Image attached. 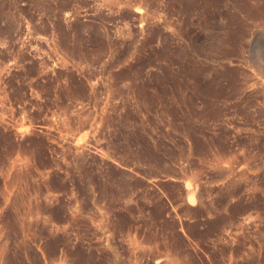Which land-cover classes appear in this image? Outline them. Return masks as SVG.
<instances>
[{"label":"rangeland","instance_id":"1","mask_svg":"<svg viewBox=\"0 0 264 264\" xmlns=\"http://www.w3.org/2000/svg\"><path fill=\"white\" fill-rule=\"evenodd\" d=\"M0 264H264V0H0Z\"/></svg>","mask_w":264,"mask_h":264}]
</instances>
